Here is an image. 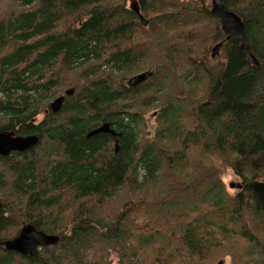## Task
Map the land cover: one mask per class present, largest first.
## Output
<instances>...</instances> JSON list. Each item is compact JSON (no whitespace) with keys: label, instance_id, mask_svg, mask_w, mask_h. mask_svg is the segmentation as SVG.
Wrapping results in <instances>:
<instances>
[{"label":"trees","instance_id":"16d2710c","mask_svg":"<svg viewBox=\"0 0 264 264\" xmlns=\"http://www.w3.org/2000/svg\"><path fill=\"white\" fill-rule=\"evenodd\" d=\"M129 1L0 0V132L39 137L0 156V264H264V0H222L259 65L208 0ZM26 224L58 241L6 250Z\"/></svg>","mask_w":264,"mask_h":264},{"label":"water","instance_id":"95a60500","mask_svg":"<svg viewBox=\"0 0 264 264\" xmlns=\"http://www.w3.org/2000/svg\"><path fill=\"white\" fill-rule=\"evenodd\" d=\"M129 9L137 16L138 20L144 27L148 25L149 20L142 14L139 4L136 0L129 1ZM210 13L220 19L221 31L225 35V38L230 39L233 37H239L240 49L246 54L249 63L253 65H259L258 60L250 52L247 46L244 23L241 18L235 12L225 7L222 0H211ZM221 45L222 43L220 42L213 46L211 50V57H214L217 54ZM150 74L151 73H139L134 75L128 80V84L133 86L139 84L146 80L147 76ZM69 93L70 91L66 92V94ZM63 101V95L54 98L49 104L51 112H58L61 109ZM98 132L109 133L113 137L117 135L116 132L110 128L109 123L100 124L98 127L92 129L88 135H93ZM38 141L39 137L35 134L16 135L12 130L1 131L0 156L6 157L12 152H23L34 147ZM230 187H232L231 184ZM57 241V235L45 233L37 229L33 224H26L21 227L17 236L5 241L3 246L8 251L17 252L22 255H29L40 247L54 245ZM216 264H223V262L218 261Z\"/></svg>","mask_w":264,"mask_h":264},{"label":"rangeland","instance_id":"374dc122","mask_svg":"<svg viewBox=\"0 0 264 264\" xmlns=\"http://www.w3.org/2000/svg\"><path fill=\"white\" fill-rule=\"evenodd\" d=\"M208 5H209V9L211 10V0H208ZM143 14V13H142ZM144 15V14H143ZM145 16V15H144ZM148 19V17H147ZM213 46L210 48V50L207 52L206 54V66L211 69V70H218L220 68V65L223 61V56H224V52L219 49L217 54L214 57H211V50H212ZM136 74V73H135ZM134 74L129 75L124 82H126V80H128L131 76H133ZM63 91L60 92V90H58V92H56V94L49 98V102H51L55 96L57 97V95L59 96V94H62ZM158 111V108L156 109V107H154V109L147 111L144 114V120L147 126V130L149 132V135L152 136L153 132H154V128H155V115ZM185 109H181L180 112L184 113ZM41 114L38 115V117L35 119L36 123L40 122V120L42 119ZM227 170V171H226ZM226 173L223 175V181L225 182V184L229 187V185L231 184L232 187H229L231 192H237L240 189L241 186V178L234 174L230 169H226ZM109 260L112 261L113 264H117V260L118 257L115 253L110 252L109 253Z\"/></svg>","mask_w":264,"mask_h":264}]
</instances>
